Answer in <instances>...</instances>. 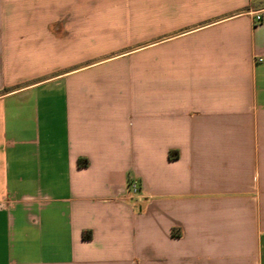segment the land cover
Returning <instances> with one entry per match:
<instances>
[{
    "label": "crops",
    "instance_id": "crops-1",
    "mask_svg": "<svg viewBox=\"0 0 264 264\" xmlns=\"http://www.w3.org/2000/svg\"><path fill=\"white\" fill-rule=\"evenodd\" d=\"M104 1L0 0V264H264V0Z\"/></svg>",
    "mask_w": 264,
    "mask_h": 264
},
{
    "label": "built area",
    "instance_id": "built-area-1",
    "mask_svg": "<svg viewBox=\"0 0 264 264\" xmlns=\"http://www.w3.org/2000/svg\"><path fill=\"white\" fill-rule=\"evenodd\" d=\"M243 13L249 14L253 17L255 23L264 21V7L259 9H247ZM262 60V58H260ZM128 191L130 198L134 204H138L143 199L142 184L136 176L128 178Z\"/></svg>",
    "mask_w": 264,
    "mask_h": 264
},
{
    "label": "rangeland",
    "instance_id": "rangeland-1",
    "mask_svg": "<svg viewBox=\"0 0 264 264\" xmlns=\"http://www.w3.org/2000/svg\"><path fill=\"white\" fill-rule=\"evenodd\" d=\"M119 1L120 0H118V1L98 2L96 4L95 10H97V11H100V10L106 11L107 10L110 13L118 11V10H121L122 8L120 6ZM129 11H133L131 4H129ZM108 17H109V15H108ZM104 36L105 37H104V41L103 42H105L106 44H111V45H114L116 43H120L121 41H124V43H125L127 38L133 39V38H131L132 36H130V35L129 36H124V34L121 35V38L117 37L116 35H110V34L109 35H104ZM97 37H99V36H97ZM139 37H141V36H139ZM97 42L100 43V40H97ZM103 46H104V44H103ZM101 48H104V47H102V45H101V46H99L98 49L94 50L96 52V54L98 53V51H100Z\"/></svg>",
    "mask_w": 264,
    "mask_h": 264
},
{
    "label": "trees",
    "instance_id": "trees-1",
    "mask_svg": "<svg viewBox=\"0 0 264 264\" xmlns=\"http://www.w3.org/2000/svg\"><path fill=\"white\" fill-rule=\"evenodd\" d=\"M86 236H90V232H89V234H86Z\"/></svg>",
    "mask_w": 264,
    "mask_h": 264
}]
</instances>
